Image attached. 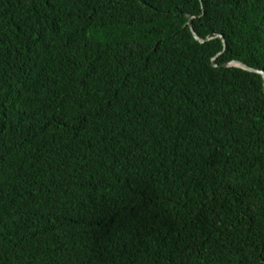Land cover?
<instances>
[{"label":"trees","instance_id":"obj_1","mask_svg":"<svg viewBox=\"0 0 264 264\" xmlns=\"http://www.w3.org/2000/svg\"><path fill=\"white\" fill-rule=\"evenodd\" d=\"M236 61L264 72V0H0V264H264Z\"/></svg>","mask_w":264,"mask_h":264},{"label":"water","instance_id":"obj_2","mask_svg":"<svg viewBox=\"0 0 264 264\" xmlns=\"http://www.w3.org/2000/svg\"><path fill=\"white\" fill-rule=\"evenodd\" d=\"M190 26L192 27V30H193V32H194L196 38H197L200 42L204 43V40H202L201 38H199L198 35H197V33H196V31H195L193 20L190 22ZM223 39L225 40V38H223ZM224 67H226V68H227V67H239V68H242V69H244V70H246V71L260 74V75H262V77L264 78V72H261V71H258V70H255V69H252V68H250L249 66H247V65H245V64H243V63H241V62H239V61H236V62H233V63H230V64H226Z\"/></svg>","mask_w":264,"mask_h":264}]
</instances>
